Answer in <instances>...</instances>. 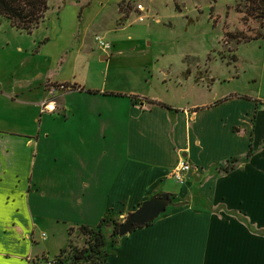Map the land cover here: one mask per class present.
Wrapping results in <instances>:
<instances>
[{
	"label": "crops",
	"instance_id": "1",
	"mask_svg": "<svg viewBox=\"0 0 264 264\" xmlns=\"http://www.w3.org/2000/svg\"><path fill=\"white\" fill-rule=\"evenodd\" d=\"M75 1L55 19L73 8L63 43L50 54L52 37L39 43L34 57L44 56L43 77L12 79L5 90L0 82V264H39L52 245L59 254L65 243L75 244L79 228L108 232L104 222L122 223L154 195L172 199L169 209L122 237L104 238V264H264V97L191 99L210 87L192 81L179 102H170L97 85L85 74L86 62L75 76L87 30L111 28L115 13L105 7L117 0L85 7ZM47 83L73 89L49 96ZM46 99L53 112H41ZM5 101L12 104L11 125ZM249 147L246 161L219 171ZM181 160L191 168L171 188L169 173ZM58 228L66 241L35 235Z\"/></svg>",
	"mask_w": 264,
	"mask_h": 264
},
{
	"label": "rangeland",
	"instance_id": "2",
	"mask_svg": "<svg viewBox=\"0 0 264 264\" xmlns=\"http://www.w3.org/2000/svg\"><path fill=\"white\" fill-rule=\"evenodd\" d=\"M72 1L49 0L42 21L30 34L16 31L5 21H0V82H4V90L12 79L43 77L40 71L43 69L44 56L39 53V56L34 55L45 36L52 37L49 43L52 47L46 50L47 54L53 53L54 48L63 43L74 25L73 8L67 6L59 19H55L64 5ZM81 1L78 6L85 7L91 0ZM75 2L78 3V0ZM253 5L252 0H117L105 7L107 11L115 13L111 28L104 30L91 27L87 30L88 48L78 59L75 76H82L80 64L86 62L88 69L85 74L97 85L109 82L115 90H132L139 96H155L170 102H179L192 81L210 87L195 90L188 95L191 99L199 97L213 100L217 96L230 94L252 99L264 97V51L256 49L262 47V43L235 44L222 39L224 30L230 33L239 30L250 37L261 33L260 27L264 24H258L257 19L244 14L245 8L249 7V12ZM137 6H141L142 12L136 9ZM54 21H58L55 28L51 25ZM76 22L79 29L81 16L77 15ZM121 28L123 31L113 34ZM54 29L56 31L52 34ZM94 37L110 46L105 53L106 62L98 60L102 54L93 42ZM56 71L54 67L53 74ZM165 72L166 77L161 79ZM187 77L188 81L184 85H176L177 80ZM161 81L164 84H160ZM48 85L52 84L47 83L44 87ZM60 85H63L64 91L73 89L65 84ZM32 94L25 93L23 96L28 98ZM49 104L52 106L47 110ZM3 107L7 116L4 121L11 125L12 104L5 101ZM54 109L52 99L41 103V112H53ZM177 186L174 181H170L171 188ZM169 207L167 205L166 209ZM82 229H78L77 239L73 238L75 244L71 243L67 247L65 243L62 247L64 250L59 254L58 247L52 245L50 253L41 258L39 264H70L71 256L81 249L93 251L89 261L102 263L104 245L109 242L103 240L116 234L113 235L111 228L108 232L99 228ZM97 234L100 239H95ZM35 235L39 241L67 239L65 230L60 228L42 230V233L36 231ZM53 254L57 255L53 257Z\"/></svg>",
	"mask_w": 264,
	"mask_h": 264
},
{
	"label": "trees",
	"instance_id": "3",
	"mask_svg": "<svg viewBox=\"0 0 264 264\" xmlns=\"http://www.w3.org/2000/svg\"><path fill=\"white\" fill-rule=\"evenodd\" d=\"M48 1L49 0H0V21H5L10 28L16 31L22 32L24 34H30V32L33 29H36L38 24L42 21L48 8ZM252 3L254 4L253 9L247 12V9L249 7H246L244 14L247 17L257 19L258 24H264V0H252ZM260 29L261 33L259 32L258 34L252 35L251 37L247 36L245 33L239 30L236 31V33H230L224 30L222 39H225L226 41H232L235 44H248L251 42L259 41L262 43V46H264V25L261 26ZM251 154L252 151L249 147L243 157H241L240 159L234 158L230 161L224 162L219 171H221L222 173H227L234 168L237 160L246 161L251 156ZM103 224L104 226L111 228V230L113 231V235L116 234V230L119 224L108 222H104ZM82 230L84 231L86 229ZM95 239H100V235L97 234L95 236ZM92 252L93 251L91 249H81L76 251L71 256L70 264H97L92 262L91 260L89 261V259H91ZM105 256L106 254L104 252L103 262L100 264H104Z\"/></svg>",
	"mask_w": 264,
	"mask_h": 264
},
{
	"label": "water",
	"instance_id": "4",
	"mask_svg": "<svg viewBox=\"0 0 264 264\" xmlns=\"http://www.w3.org/2000/svg\"><path fill=\"white\" fill-rule=\"evenodd\" d=\"M170 205V199L166 195H154L143 201L135 211L128 214L116 230V236L122 237L130 233L135 227H142L154 220Z\"/></svg>",
	"mask_w": 264,
	"mask_h": 264
},
{
	"label": "built area",
	"instance_id": "5",
	"mask_svg": "<svg viewBox=\"0 0 264 264\" xmlns=\"http://www.w3.org/2000/svg\"><path fill=\"white\" fill-rule=\"evenodd\" d=\"M138 11L142 12L141 6H137L136 8ZM93 42L95 43L96 47L100 49L103 53L108 52L110 46L101 40L98 37L93 38ZM56 91H64L63 85H50L47 88V93L49 96H52L54 92ZM190 166L184 162V161H179L177 164L173 167L172 171L169 173V178L174 181L175 183H181L183 180V176L186 172L190 170Z\"/></svg>",
	"mask_w": 264,
	"mask_h": 264
}]
</instances>
